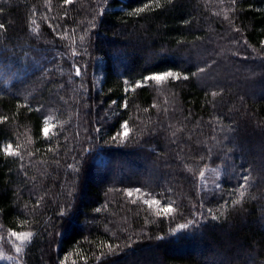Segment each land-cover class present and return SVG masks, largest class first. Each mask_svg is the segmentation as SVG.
<instances>
[{"label":"trees","instance_id":"16d2710c","mask_svg":"<svg viewBox=\"0 0 264 264\" xmlns=\"http://www.w3.org/2000/svg\"><path fill=\"white\" fill-rule=\"evenodd\" d=\"M0 25L22 264H264V0H0Z\"/></svg>","mask_w":264,"mask_h":264},{"label":"rangeland","instance_id":"374dc122","mask_svg":"<svg viewBox=\"0 0 264 264\" xmlns=\"http://www.w3.org/2000/svg\"><path fill=\"white\" fill-rule=\"evenodd\" d=\"M222 168H209L204 173V184L207 187H214L219 185L220 176L223 171ZM219 179V180H218ZM15 231L4 229L0 226V263L1 264H22L24 250L28 245L30 238L27 240H19L16 237L12 236V233ZM26 232V231H22ZM16 232V233H22ZM19 247L20 251L17 252L16 248Z\"/></svg>","mask_w":264,"mask_h":264},{"label":"snow or ice","instance_id":"6c2138e0","mask_svg":"<svg viewBox=\"0 0 264 264\" xmlns=\"http://www.w3.org/2000/svg\"><path fill=\"white\" fill-rule=\"evenodd\" d=\"M139 11V10H138ZM4 26L3 25H0V28H3ZM77 74H79V69H77ZM167 77H175L177 79H179V74L178 73H173V72H167V73H164L163 75H153V76H150V77H147L146 79H149V80H155V81H162L163 79L167 78ZM137 86H140V85H137ZM46 126L44 128V133L45 135H47L48 131H49V127L47 126V122H45ZM124 132H123V135L125 137L128 136V133H129V130L127 128V124L125 123L124 125ZM10 149H11V145H9L7 148L4 149L5 152H10ZM201 175H203V173H201ZM242 179H246L245 177H242ZM137 192H139L140 190L137 189L136 190ZM128 195L129 196H132L133 195V192L132 191H129L128 192ZM145 204H159L160 201L159 200H145L144 201ZM163 211L165 213H168V212H171L173 211V209L171 208V205H168L167 207H165L163 209ZM187 225L186 224H182L180 225V228L181 229H184L186 228ZM12 236L16 237L17 239L19 240H27L31 237V233L30 232H22V233H16V232H13L12 233ZM16 251L19 252L20 251V248L17 247L16 248Z\"/></svg>","mask_w":264,"mask_h":264}]
</instances>
